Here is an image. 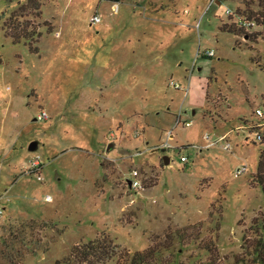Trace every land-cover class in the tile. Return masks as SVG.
<instances>
[{
    "label": "rangeland",
    "instance_id": "1",
    "mask_svg": "<svg viewBox=\"0 0 264 264\" xmlns=\"http://www.w3.org/2000/svg\"><path fill=\"white\" fill-rule=\"evenodd\" d=\"M26 1L0 0V264L100 236L102 264H262L264 0Z\"/></svg>",
    "mask_w": 264,
    "mask_h": 264
},
{
    "label": "trees",
    "instance_id": "2",
    "mask_svg": "<svg viewBox=\"0 0 264 264\" xmlns=\"http://www.w3.org/2000/svg\"><path fill=\"white\" fill-rule=\"evenodd\" d=\"M42 0H27L26 5L33 9L34 13L36 15H39V5ZM113 2H116L117 0H112ZM21 7V8H20ZM19 10L21 12H11L6 19L11 20L9 21L6 29V19H4L3 24L4 27V34L10 38L12 42H19L24 41L27 43L28 48L32 52L37 51L36 44H32L31 37H38L39 36V30L37 31V28L34 29V27L26 28V25L20 24L18 22V18L22 16V8L23 6H20ZM37 26V25H36ZM3 28V27H2ZM221 30H231L236 33H240V30H243V28L236 27L235 29L233 27H230L226 25L225 23H222L220 25ZM238 29V30H236ZM264 150H260L259 152V159L257 164V176H255V180L257 183L262 184L261 182L264 180V174L260 172V164L262 162V153ZM262 186V185H261ZM264 190V189H263ZM112 254V247L110 244V240L107 239L104 236L95 237L92 239L87 240L86 242L82 244H76L72 247L70 253L66 255L61 263L62 264H102L108 257H110ZM258 259L262 260V257L258 255ZM262 264H264V261H261Z\"/></svg>",
    "mask_w": 264,
    "mask_h": 264
},
{
    "label": "built area",
    "instance_id": "3",
    "mask_svg": "<svg viewBox=\"0 0 264 264\" xmlns=\"http://www.w3.org/2000/svg\"><path fill=\"white\" fill-rule=\"evenodd\" d=\"M210 1H211V0H210ZM112 8H113L114 11L117 10V3H116V2H113V4H112ZM225 11H226L227 14H230V15L232 16V13H233V12H232L229 8H226ZM235 12H236V11H235ZM236 13H237V17H236V18L234 19V21H232V22H233L237 27H240V28H243V29H247L248 27H250V26L254 23L253 19L249 18L248 16H246V15H244V14H241V13H238V12H236ZM99 20H100V18H99V15H98L97 13H93V14L89 17V21H90V22H98ZM206 53H207V54H211V50H208ZM254 111H255V113H256L257 115H261V114L263 113V111L260 110L259 108H255ZM45 115H46L45 111H40V113L38 114V118H44ZM187 123H188V122H185V124H187ZM256 136H257V138H260L259 133H256ZM224 146H226V143L224 144ZM179 159H180V160H185L186 157H185L184 155L181 154V155L179 156ZM37 163H38L37 159L34 158V159L31 161V166H33V167H37ZM244 169H245L244 166L237 167V168L235 169V173H236V174H237V173H240V172L243 171ZM130 174H131V176H130L129 178H127V182H128V184H129L130 186H133V187L140 186V183H139V181H138V179H137V177H136V171H135V170H132V171L130 172ZM37 178H40V176L37 175ZM43 199H44L45 201L50 200V199H51L50 194H49V193H45L44 196H43ZM2 209H3V206H0V215H1V213H2ZM237 264H256V263H254V262H242V263H237Z\"/></svg>",
    "mask_w": 264,
    "mask_h": 264
},
{
    "label": "water",
    "instance_id": "4",
    "mask_svg": "<svg viewBox=\"0 0 264 264\" xmlns=\"http://www.w3.org/2000/svg\"><path fill=\"white\" fill-rule=\"evenodd\" d=\"M36 146H37V140H36V139H31V140L28 142V144H27V149H28V150H34V149L36 148ZM160 149L163 150L164 147H161ZM161 158H162V161H163L164 163H166V162L169 160V157H168L166 154H162V155H161Z\"/></svg>",
    "mask_w": 264,
    "mask_h": 264
}]
</instances>
